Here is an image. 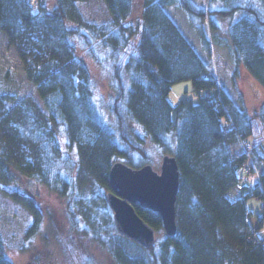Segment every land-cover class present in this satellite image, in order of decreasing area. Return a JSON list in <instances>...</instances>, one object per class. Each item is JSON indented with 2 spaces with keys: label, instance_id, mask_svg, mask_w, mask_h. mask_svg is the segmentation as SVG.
I'll return each instance as SVG.
<instances>
[{
  "label": "trees",
  "instance_id": "1",
  "mask_svg": "<svg viewBox=\"0 0 264 264\" xmlns=\"http://www.w3.org/2000/svg\"><path fill=\"white\" fill-rule=\"evenodd\" d=\"M84 1L37 0L33 10L28 0H0V30L17 48L46 110L23 103L15 118L5 105L14 96L0 91V135L12 146L7 151L0 142L1 166L19 186L34 180L57 197L69 195L77 240L104 247L113 264H223L225 258L264 264V135L249 139L256 118L264 133V102L250 114L217 83L209 34L226 31L236 62L264 86V0H104L112 19L102 24L80 18L77 3ZM175 8L186 16L204 56L173 21ZM86 56L111 71L107 109L94 94ZM185 80L193 82L198 99L183 96L174 105L172 85ZM148 144L175 156L180 171L175 236L167 235L158 212L135 205L159 234L150 248L116 230L104 197L112 192V164L150 163ZM81 167L104 193L91 206L98 212L102 201L106 212L83 211L81 195H75ZM242 172L256 174L257 182L243 184ZM15 195L37 214L32 197ZM252 197L262 200V214L253 211ZM48 213L44 235L52 230ZM252 216L259 222L254 229ZM52 240L47 258L58 262L59 239ZM88 250L83 253L90 254V264ZM0 264H13L1 231Z\"/></svg>",
  "mask_w": 264,
  "mask_h": 264
},
{
  "label": "rangeland",
  "instance_id": "2",
  "mask_svg": "<svg viewBox=\"0 0 264 264\" xmlns=\"http://www.w3.org/2000/svg\"><path fill=\"white\" fill-rule=\"evenodd\" d=\"M205 1L207 2L208 0H203V2ZM30 2L32 3L33 0H30ZM77 11L85 23L102 24L112 19L104 0L78 2ZM170 13L178 28L190 40L192 45L198 49L199 54L204 56L199 40L188 23L186 16L177 8L172 9ZM209 34L212 37V50L214 53L211 60L212 66H214L212 68L216 72L219 82L227 93L231 95L234 102H241L242 100L241 105L250 114H256L264 102V86L254 79L242 64L236 62L233 56L232 43L226 31L215 34L214 31L210 30ZM86 61L96 84L94 94L104 108L107 109V103L110 99L108 90L111 87V71L106 66L104 68V66L98 65L88 56H86ZM0 91L14 96L15 101L7 102L5 105L6 109L15 118L19 117V107H24L23 103L34 104L40 112H46L43 102L37 93L36 85L25 75L17 48L14 44H11L7 34L2 30H0ZM183 96L191 97L195 100L198 99L197 93L193 91V82L191 80L179 81L172 85L169 94L170 102L175 105ZM254 124V132L250 136V140L258 138L260 134L264 135L260 131L262 126L257 118ZM0 142L2 143L1 146L7 148V151H9V147L12 148L8 139L2 137V135H0ZM148 145L147 150H152L150 163L159 169L163 154L151 144ZM77 157L75 156L74 159ZM29 158H36L32 149L30 150ZM12 164L13 167L11 168L17 167V163L12 162ZM3 167L5 166H1L0 163V173L4 174L5 180V183L0 182V231L5 238L7 253L13 264H89L90 254L83 253V251L87 252V248L93 253V259L90 264H113L108 251L104 247L95 246L88 240H84L85 244L79 241L80 238L77 240V232L72 229V221L68 215L69 195L64 198L57 197L47 185L34 180L19 186L12 180L11 176H8L7 171ZM6 168H8L7 163ZM77 175V191L75 195H81L80 205L83 207V211L99 212V214L106 212L108 208L100 204L102 201L97 203L98 212L93 207L95 205L91 206L92 198L98 199L99 196L104 194L103 192L101 193L99 184L94 181L83 167L79 168ZM240 175L245 178H243V184H255L258 180L256 174H244L242 172ZM16 193H24L34 199L31 202L38 207L37 216L34 215V212L27 204L14 199L17 197ZM84 200L90 201V204L88 202V206H86ZM250 203L255 213L262 214L261 199L252 197ZM50 209L53 212L50 218L53 222L50 224L52 230L47 235H44L40 229L43 227L44 222H49L48 210ZM82 212L78 211L80 219ZM90 217H94V220H97L93 213L90 214ZM81 222L84 221L81 219ZM80 228L82 229V227ZM59 230H64V232L61 233ZM157 236H159L158 233ZM52 238L59 239L60 244H58L57 249L61 250L63 257L58 258V262H53L47 258L51 255L48 247L52 244L54 245ZM79 251H82L85 255L80 256L78 254ZM229 261L230 258H225L223 264H231Z\"/></svg>",
  "mask_w": 264,
  "mask_h": 264
},
{
  "label": "water",
  "instance_id": "3",
  "mask_svg": "<svg viewBox=\"0 0 264 264\" xmlns=\"http://www.w3.org/2000/svg\"><path fill=\"white\" fill-rule=\"evenodd\" d=\"M109 184L113 191L107 193L106 199L121 234L147 248L155 243L156 229L138 215L135 209L138 205L158 212L167 235H176L180 171L175 156L165 155L159 171L151 164L134 168L115 162L110 169Z\"/></svg>",
  "mask_w": 264,
  "mask_h": 264
},
{
  "label": "crops",
  "instance_id": "4",
  "mask_svg": "<svg viewBox=\"0 0 264 264\" xmlns=\"http://www.w3.org/2000/svg\"><path fill=\"white\" fill-rule=\"evenodd\" d=\"M252 220H253V218H252ZM254 220H255V217H254ZM254 223H255V221H254Z\"/></svg>",
  "mask_w": 264,
  "mask_h": 264
}]
</instances>
